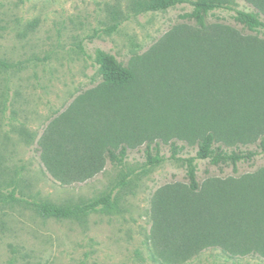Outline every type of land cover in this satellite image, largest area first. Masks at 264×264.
I'll return each instance as SVG.
<instances>
[{
  "label": "rangeland",
  "instance_id": "1",
  "mask_svg": "<svg viewBox=\"0 0 264 264\" xmlns=\"http://www.w3.org/2000/svg\"><path fill=\"white\" fill-rule=\"evenodd\" d=\"M133 1L0 0V61L14 64L0 63V194L63 204L112 191L117 201L114 210L82 220L44 219L19 200L0 203V264H264V197H254L263 188L264 152L240 161L237 171L198 159L197 195L184 161L196 155L200 118L224 115L246 126L251 115L252 122L264 118V51L257 64L220 69L198 38L241 29L234 11L215 10L200 30L182 18L192 10L188 2L137 13ZM223 1L264 19V0ZM244 32L264 40V31ZM98 48L133 68L136 80L104 84L93 58ZM252 97L256 109L244 106ZM259 125L220 142L229 151L255 150L264 121ZM156 142L165 159L150 164L146 147ZM173 142L185 146L179 159L171 158ZM107 146L128 147L124 165L104 156L92 171L66 175L48 160L47 147ZM233 180L249 181L246 200L224 205L234 227L186 259L163 254L178 233L155 235V208L166 194L216 203V181Z\"/></svg>",
  "mask_w": 264,
  "mask_h": 264
},
{
  "label": "trees",
  "instance_id": "2",
  "mask_svg": "<svg viewBox=\"0 0 264 264\" xmlns=\"http://www.w3.org/2000/svg\"><path fill=\"white\" fill-rule=\"evenodd\" d=\"M188 2L192 5V10L182 15L186 19L199 28L206 30L210 26V16L217 9H228L234 11L233 18L235 22L240 24L241 29L235 26H226L223 35L216 34L208 37H199L198 43L200 51L208 49L215 55L216 62L214 64L218 68L229 69L232 65L242 63L248 64L260 62L261 55L264 51V40L257 37L245 36L244 31L259 32L264 31V19L257 12L246 11L233 7L223 0H134L133 7L137 13L166 10L177 4ZM118 24H114L112 29L117 28ZM95 63L99 66V72L104 84L108 86L122 88L130 85L137 78V74L133 68L124 65L118 58L101 48L95 51L93 56ZM0 63L8 68L14 66L13 63L0 61ZM255 97H252L251 104L244 103L245 107L255 108ZM251 114V113H248ZM202 117L197 125L201 135L198 140L196 155L184 158L186 163V176L188 179L189 190L192 195L200 193L203 186L198 175V159H209L216 166L232 165L234 171H237L238 164L242 160H252L259 151L264 152V134L260 136L257 142V149L242 152L239 149L227 150L221 140L226 141L227 136H242L244 137L250 132L255 131L252 127L264 121L257 115L252 122L253 115L248 122L249 125H242L238 120L221 117L208 118ZM196 128V127H195ZM257 128V127H255ZM249 132V133H248ZM258 132V131H257ZM248 133V134H247ZM239 147V146H237ZM52 148L48 151L50 162H52V170L60 174L83 173L92 171L98 160L102 157H107L111 161L120 165H124L125 158L128 153V147H47ZM185 148L184 145L172 143V159H179L178 154ZM53 151V152H52ZM160 143L155 145L148 143L146 147L147 161L150 164L160 163L165 157L160 154ZM56 164L60 165L59 168ZM83 170V171H82ZM264 176V169H263ZM126 176L122 178V183H125ZM238 181V182H237ZM217 183L212 190L211 196L217 198L216 203H212V199L205 198L197 202L194 198H189L182 194H166V199L163 200V207L156 206V225L158 234L166 233L176 229L178 233L174 234V241L166 244V249L163 252L169 257H177L186 259L196 246L201 247L206 244V239L216 232L222 231L225 228L231 230L232 224H229L226 216L231 211L229 208H224L226 202H236L237 199L246 200V184L249 181L233 180L231 182ZM245 182V183H243ZM121 183V184H122ZM264 188V182L261 183ZM258 188L259 193L254 197H258L261 193L264 197V189ZM23 201L29 204L35 212L44 219L56 220H82L93 213L101 210L111 211L117 207V201L113 197V192L109 191L100 194L94 198L81 200L77 203L58 204L45 200L21 199L16 196L15 191L8 194H0V203L13 201ZM169 204L171 207H168ZM215 204V205H214ZM240 213V211H238ZM197 232L198 235H192L190 232ZM214 233V234H213Z\"/></svg>",
  "mask_w": 264,
  "mask_h": 264
}]
</instances>
